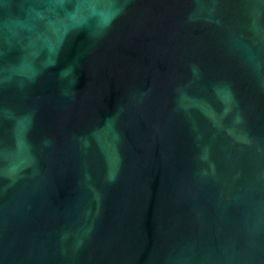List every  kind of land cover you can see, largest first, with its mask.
Masks as SVG:
<instances>
[{
	"label": "water",
	"instance_id": "1",
	"mask_svg": "<svg viewBox=\"0 0 264 264\" xmlns=\"http://www.w3.org/2000/svg\"><path fill=\"white\" fill-rule=\"evenodd\" d=\"M0 264H264V0H0Z\"/></svg>",
	"mask_w": 264,
	"mask_h": 264
}]
</instances>
